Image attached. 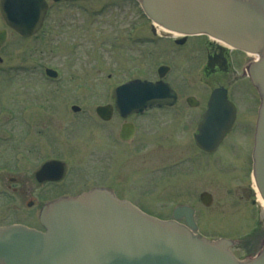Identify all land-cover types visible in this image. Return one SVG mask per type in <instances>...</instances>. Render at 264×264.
Instances as JSON below:
<instances>
[{"label": "rangeland", "instance_id": "1", "mask_svg": "<svg viewBox=\"0 0 264 264\" xmlns=\"http://www.w3.org/2000/svg\"><path fill=\"white\" fill-rule=\"evenodd\" d=\"M136 23L140 28L135 33L131 25ZM151 38L149 21L141 16L134 0H78L64 6L61 13H52L44 29L29 39L7 30V40L0 49V136L14 135L15 141H0V162L13 161V151L24 156L20 165L31 173L44 159L65 162L70 170L67 182L60 188H40L43 197L67 193L77 186L75 183L77 190L108 186L119 198L162 219L170 217L176 204H191L197 210L203 236L234 238L239 249L233 248V253L239 259L248 258L246 254L253 247L242 249L248 247L250 239L241 236L257 222V208L238 201L237 189L243 180L230 178L228 168L218 162L214 163L218 172L212 171L209 158L168 170L173 160L154 152V134L147 133L158 128L152 126L150 117L140 120L141 131L135 140L122 144L116 137L118 124L113 121L100 126L94 116L95 105L112 103L115 86L132 78L154 80L157 67L170 62L168 57L151 54ZM45 68L56 70L59 78L45 80ZM198 81L195 75L189 93H197ZM71 105L79 106L81 112L73 114ZM165 116L158 118L163 125L168 120ZM163 125L159 129L167 136ZM42 130L47 136L43 152L37 144ZM23 137L29 138L25 140L28 143ZM171 139L174 143L160 142L166 150L173 147L183 152L186 140L174 135ZM107 163L110 180L105 175L108 171L104 173ZM36 187L32 176L33 196ZM227 189L230 192L226 194ZM204 190L214 197L209 208L198 201ZM244 209H250L253 218L246 224L236 217Z\"/></svg>", "mask_w": 264, "mask_h": 264}, {"label": "water", "instance_id": "2", "mask_svg": "<svg viewBox=\"0 0 264 264\" xmlns=\"http://www.w3.org/2000/svg\"><path fill=\"white\" fill-rule=\"evenodd\" d=\"M139 2L145 15L167 31L206 34L258 56L249 66V76L261 99L253 177L264 201V0ZM40 3V0H1L0 9L6 24L27 38L42 24L45 8ZM4 41L5 32L0 31V47ZM165 71L166 68H161L160 77ZM46 72L56 76L52 70ZM113 98L122 115L175 102L174 92L162 80L130 81L117 87ZM220 105L223 110L230 109L225 91L217 89L210 97L209 119L200 126L197 142ZM111 113L110 106L97 108V114L104 120H109ZM231 120L227 118L222 131L213 134L207 148L217 146ZM52 164L43 170H57L50 167ZM201 199L207 200L206 205L211 202L206 195ZM174 214L175 218L185 214L187 227L151 217L106 189L62 197L42 208L39 221L44 232L16 225L0 228V264H264V248L254 258L239 261L229 250L231 241L208 240L196 234L191 210L180 207ZM246 243L248 247L242 249L255 245L251 240Z\"/></svg>", "mask_w": 264, "mask_h": 264}, {"label": "flooded vegetation", "instance_id": "3", "mask_svg": "<svg viewBox=\"0 0 264 264\" xmlns=\"http://www.w3.org/2000/svg\"><path fill=\"white\" fill-rule=\"evenodd\" d=\"M41 1L47 6L43 24V26H46V22L52 13L55 11L56 13H61L64 6L74 4L78 0ZM139 28L138 23L131 25V29H136V32H138ZM0 29H6V31L10 30L14 33L12 29L7 27ZM151 33L154 37L149 40L152 46L151 54L156 56L163 55L170 59V62H162L159 66L168 67L165 80L171 84L175 92V103L169 106L154 107L143 113H132L127 116L119 114L113 107V103H107L95 105L94 116L98 119L100 126L109 125L113 121L116 122L118 124L116 137L118 142L122 144H127L135 140L141 131L140 120L150 117L152 118L151 122H153L152 126L155 125L158 128L155 130L152 129L153 131L150 132L145 131L148 134H154L153 141L157 143L153 148V150H155L154 152L167 154L168 159L173 160L169 163L168 170H178L181 167L184 168L187 164H191L193 160L209 158L212 171L218 172L217 167L214 165V163L218 162L224 168H228V171H226L229 172L228 175L230 178H236L237 181L238 179L240 181L243 180L244 184L242 187L239 185L237 189V194L239 196L238 201L241 202L245 200L250 203V208H257V222L250 227L246 235L241 237L242 239L249 238L253 245L256 243L250 253L246 254V257L254 255L261 249L264 243V212L258 203L252 179L253 135L256 123V109L259 101L257 92L247 75V67L253 60V57L243 51L222 44L206 35L184 37L175 36L173 34H161L156 36L155 30L153 29ZM1 62L2 60L0 59V63ZM195 75L199 77L200 80L198 81L199 89L195 91L197 93H189L193 86L191 80ZM44 79L47 80L48 78L44 75ZM218 88L226 90V98L234 108V119L230 131L223 136L220 143L214 148H207L213 134L218 132L220 127L224 124L222 119L225 113L222 111L221 106H219V109L217 108V111L211 114V116L215 118L213 117L214 119H210L209 128H205V132L202 133V137H200L198 142L196 136L199 134L200 125L206 124L209 119V100L212 92ZM109 104L112 106L111 117L109 120H102L97 114V108ZM73 106L75 105L70 106V110L73 114L81 112L79 106L80 110L74 112ZM9 112L12 113L11 116L14 118L13 110L10 109ZM151 112L152 114H150ZM164 114L166 115V119L168 118L165 125H163L164 122L158 120V118L163 117ZM22 116L25 115L23 114ZM14 121L15 120H10L9 122L13 123ZM92 121L94 123L97 122L94 120ZM161 125L164 126V129H168L166 130L167 136H163L161 132L163 129H159ZM175 128L180 130L175 131ZM111 132L109 128L108 139L110 141ZM180 132L182 136L179 135ZM40 135L42 138L37 141V144L39 145V150L43 152L44 146L47 144V136L43 130L40 131ZM171 135H174L178 139L186 140L187 146H183V152H178L177 149L173 147H169L168 150L163 147L162 142L165 143L168 141V143H174L171 139ZM165 138L167 140H165ZM23 139L25 142V140L29 138L23 137ZM0 141L12 143L15 141V136L3 135L0 136ZM25 143H28V141ZM11 153L14 157L13 161L7 162L2 159L0 162V226L20 224L28 228L40 230L35 222L38 223L40 210L49 201L55 200L61 196L76 195L94 188H105L114 192V190L108 186L96 185L90 188L77 190L79 185L75 183L77 186L65 191L67 193H60L52 197H43L41 191H38L40 188L42 189V187L46 186L60 188L65 185L70 174L67 164L58 158L44 159L38 167H36L35 171L31 173V170L24 171L23 167L20 165L21 159L24 158V156L21 153L16 154L14 151ZM19 155L20 158L18 157ZM178 155L182 157L179 158ZM51 161L62 163L63 171L53 170L46 175V177L49 178L39 181L37 179V173L42 166ZM223 161H225V163H223ZM98 170L102 173L100 168H98ZM109 170L110 165L107 163L106 167H104V173L108 171V173L105 174L108 180H110V176H108ZM31 174L37 186L36 189L38 188L35 192L37 196H33L32 194ZM225 192L227 194L230 190L227 189ZM203 195L211 198L209 205L205 203L207 200L204 201L201 199ZM198 201L203 207L209 208L214 201V197L210 192L204 190L198 195ZM17 203L19 204L18 206L16 205ZM179 206H186L193 209V218L197 224L198 232L201 234V227L197 220V210L191 204H176L171 211L170 217L167 219H174V211ZM244 210L245 212L238 211L236 217L246 224L249 222V219L251 221L253 218L250 209ZM236 217H234V220ZM179 222L184 224L185 217L180 218ZM227 239L234 238L228 237ZM233 248L239 249L237 245H233Z\"/></svg>", "mask_w": 264, "mask_h": 264}, {"label": "bare ground", "instance_id": "4", "mask_svg": "<svg viewBox=\"0 0 264 264\" xmlns=\"http://www.w3.org/2000/svg\"><path fill=\"white\" fill-rule=\"evenodd\" d=\"M156 29H158V31H162V32H165V30L161 27H156ZM221 43V42H220ZM223 44V43H222ZM257 199H258V202L260 204V207L262 208L263 212H264V202L263 200L261 199V197L259 196V194L257 193Z\"/></svg>", "mask_w": 264, "mask_h": 264}]
</instances>
